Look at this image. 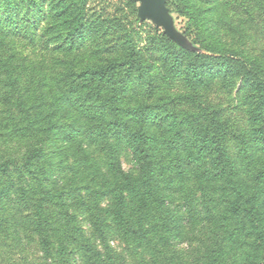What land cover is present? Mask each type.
I'll use <instances>...</instances> for the list:
<instances>
[{"label": "trees", "instance_id": "16d2710c", "mask_svg": "<svg viewBox=\"0 0 264 264\" xmlns=\"http://www.w3.org/2000/svg\"><path fill=\"white\" fill-rule=\"evenodd\" d=\"M195 1L173 93L136 0H0V264H264V0Z\"/></svg>", "mask_w": 264, "mask_h": 264}, {"label": "rangeland", "instance_id": "374dc122", "mask_svg": "<svg viewBox=\"0 0 264 264\" xmlns=\"http://www.w3.org/2000/svg\"><path fill=\"white\" fill-rule=\"evenodd\" d=\"M115 2H122L125 0H114ZM215 0H209L210 3H214ZM215 4V3H214ZM195 8L209 9L210 6L202 2V0H196ZM143 3L139 0H136V9L137 13L135 16L131 13L129 9H125V14H117V18L123 19L125 30L136 38L137 44L140 48L145 50L146 58L150 61V76L157 75L161 79L168 78L164 88L168 89L171 92H178V90H183L182 78L186 76L187 72L182 68L185 65L181 62L180 57H184L183 51L189 50L201 54H206L204 50L199 48L198 45L193 43L192 38L189 36L190 33H187V28L189 27V21L187 18L179 15L175 10L171 9L168 5V0H165V6L167 9V15L170 19V29H166L163 25L159 24L154 18L142 14L140 10L142 9ZM211 20V19H210ZM123 27L111 28L107 33L103 32L91 38L94 42L103 41L101 44L117 43L118 36H124ZM110 33V35H108ZM163 38H168L172 41L173 45L165 43ZM91 39H88L91 41ZM91 43V45H95ZM91 45L88 47L90 48ZM153 69V71H152ZM211 71V70H210ZM137 81L134 79V84ZM233 94L230 99L225 97V91L218 88V103L225 105L227 113L232 115V117L240 123L242 126L248 125L247 115L242 112L239 107L233 108L229 107V100L231 104H236L237 92L243 86V80L241 78H236L233 81ZM234 153V149H232ZM123 166L126 171L134 170V164L132 161L131 155L125 151L122 155ZM86 223V222H85ZM114 246H122L120 242L114 241ZM72 264V263H71Z\"/></svg>", "mask_w": 264, "mask_h": 264}, {"label": "water", "instance_id": "95a60500", "mask_svg": "<svg viewBox=\"0 0 264 264\" xmlns=\"http://www.w3.org/2000/svg\"><path fill=\"white\" fill-rule=\"evenodd\" d=\"M143 3L140 12L154 18L167 30L170 29V19L167 15L165 0H139Z\"/></svg>", "mask_w": 264, "mask_h": 264}]
</instances>
